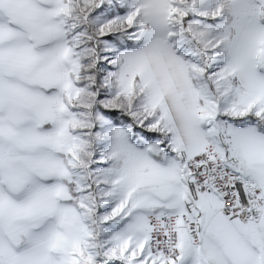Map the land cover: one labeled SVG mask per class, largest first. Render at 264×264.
Segmentation results:
<instances>
[{
    "label": "snow or ice",
    "instance_id": "obj_1",
    "mask_svg": "<svg viewBox=\"0 0 264 264\" xmlns=\"http://www.w3.org/2000/svg\"><path fill=\"white\" fill-rule=\"evenodd\" d=\"M0 264H264V0H0Z\"/></svg>",
    "mask_w": 264,
    "mask_h": 264
}]
</instances>
